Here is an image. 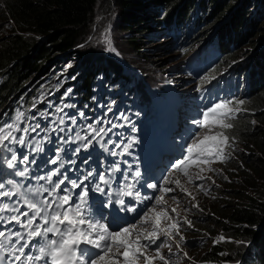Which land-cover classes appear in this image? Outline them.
<instances>
[{"label": "trees", "instance_id": "obj_1", "mask_svg": "<svg viewBox=\"0 0 264 264\" xmlns=\"http://www.w3.org/2000/svg\"><path fill=\"white\" fill-rule=\"evenodd\" d=\"M4 1L2 16L7 11L15 24L13 33L7 34L5 40L0 43V107L7 104L9 111L22 107H27L28 111L29 107L35 105L30 95L39 89L41 74L47 71L51 72L48 85L53 87L56 84L55 75L63 74V78L66 77V70L76 68L78 63L86 68L85 74L75 85L80 105L90 99L100 85L96 80L101 74L99 63L109 65L113 62L115 65L112 67L114 75H107L104 81L106 86L111 84L108 77L112 79L120 74L121 66L110 53L113 49H118L114 47L104 51L95 42L88 43L87 26L96 13L106 18V25L112 23L107 14L114 5L122 28L132 32L126 40V46L129 44L139 56H143V61L147 60L145 55L149 51L145 48L148 45H151V48L156 46V43L147 41L148 36L154 37V32L161 29L156 28V24L163 25L162 32L166 33L168 38H180L188 27H191L190 33L196 37L214 25L208 20H223L228 16L227 12H230V15L225 22L211 31L215 32L219 39L214 48L217 46L215 51L220 53L223 60H238L242 47H247L245 42H249L252 37L249 34L260 21L261 15H264L262 10L253 9L256 4L264 6V0ZM98 6L100 13L97 11ZM214 48L209 47L211 50ZM98 57L100 61L97 60ZM59 58L61 59L56 63L62 65H59V70H53L56 64L47 67L48 62ZM239 66L248 70L249 83L240 98L245 101L247 107L243 109L245 117H242L236 132L243 143L252 144L258 152L248 154L246 158L250 162L245 163L260 181L253 180L251 174H247L243 188L250 187L251 193L242 192L241 199L236 202L229 200L225 207L219 208L223 219H215L213 227L215 230L220 227L223 234L231 239L220 241L205 252L202 256L204 264L205 261L206 264H216L238 260L241 264H264V40L247 61ZM224 71L226 68L221 63L214 72ZM232 73L235 78L239 75V71L234 69ZM102 77L104 78V75ZM228 77L234 80L230 74ZM112 86L114 84L109 88ZM107 92L110 93L109 90ZM26 96L32 102H28ZM251 114L262 126L252 125ZM236 239H240L241 243L235 242Z\"/></svg>", "mask_w": 264, "mask_h": 264}, {"label": "snow or ice", "instance_id": "obj_2", "mask_svg": "<svg viewBox=\"0 0 264 264\" xmlns=\"http://www.w3.org/2000/svg\"><path fill=\"white\" fill-rule=\"evenodd\" d=\"M71 91L72 89H68L67 93H71ZM244 103V100L222 99L207 107L201 113V119L193 120L192 124L202 131L188 130L185 145L181 146L182 158L175 161L170 174L181 171L191 179L190 167L196 166L204 171L203 166H209L208 170L215 171L210 168L214 158L226 161L229 157L225 155V148L230 143V137L223 130L234 127V124L229 123L228 120L234 118L235 114L241 111L234 105H244ZM58 111H62V109H58ZM79 115L83 117L84 113L80 112ZM23 116V113L18 112L15 121H20ZM120 116L127 119L123 117V113ZM60 123H64L63 119L60 120ZM253 123L255 122L253 121ZM87 127L94 133L92 140L111 131L104 127L97 129L92 125ZM112 127L115 128L117 125L113 124ZM119 127H123V125H119ZM13 128L23 133H28L30 130L28 127L20 128L15 123L0 127V147L11 153L10 159L4 160L10 169L14 167V162L18 161V155L5 142L11 141L16 145L26 144L23 137L17 138L12 134ZM215 128L222 129V131H213ZM5 129H9V131H5ZM205 129L207 131H203ZM31 131L35 132L36 127H32ZM76 139L86 141L75 149L76 152H80L81 148L87 149L92 143V140H89L87 136L81 137L77 134ZM134 142L135 137H132L124 145L122 153H129ZM121 143L123 142L121 141ZM115 147L119 148L120 144H116ZM59 151L61 149L58 148L57 152ZM110 155L115 157L118 153L112 151ZM0 159L4 158L0 157ZM59 159L60 157L57 156L56 160L51 163L56 164ZM28 161L29 156L24 155L20 163L26 164ZM119 169L120 165L116 162L108 176L104 172L94 176L93 172L89 171L83 175L82 179H71L66 173L62 174L60 168L57 167L47 177H39V179L46 178L49 182L53 177H62L52 183L50 188L40 185L25 189L22 184L8 181L6 189V184L0 182V224L16 222L24 230L23 232L10 229L0 230V252L10 253L15 261L23 259L24 264H141V261L143 264H156L157 261L162 264H173V261L162 250L167 248L171 253L172 244L175 243L178 250L183 252V256L188 257V253L180 248L181 243L185 240L181 234V226L182 222L186 223L188 227H194V225L187 217L181 219L176 208L171 209V213H175L177 217L175 219L167 207H161L157 211V208L153 206L143 212L137 223L122 226L114 218L111 221V228L109 224L101 223L99 219L94 218L89 205L90 191L105 193L101 184L110 187L113 182L111 173H117ZM8 174L25 177L28 174V168L24 167L21 171ZM140 176L141 173L137 169L131 179L138 183ZM197 178L204 179L205 177L198 175ZM124 179H127L126 175ZM93 180L99 182L92 184L90 189L89 185ZM86 181L89 183H85ZM165 181L169 182V178L165 177ZM173 182L180 185L179 179ZM146 186L161 192V195L155 197L156 205H166L167 202L163 194L175 191L171 187H158L156 183ZM133 187L134 185L131 183L127 185L129 189ZM198 187L203 188V185H198ZM181 191L187 192V189L182 187ZM44 193H47V196L40 199L39 197ZM123 194L133 195L131 191H126ZM187 194L192 195L191 192H187ZM105 195L111 199L110 193H105ZM135 195L137 199H140L139 191ZM13 197H17V199L13 201ZM49 197L51 198L49 199ZM3 198H7L8 202H4ZM146 199L152 198L146 197ZM118 203L124 205L125 201L121 198ZM21 204L28 211H22ZM193 207L199 208V204L197 203ZM126 211L135 212L136 208H126ZM4 213H9V215L6 216ZM11 213L17 214L12 215ZM165 221L167 223H164ZM144 225H150V227ZM177 236L180 237L179 240L176 239ZM226 239L228 238L220 236L218 241H214V244ZM26 249L29 251L26 252ZM0 264H6V258L2 255H0Z\"/></svg>", "mask_w": 264, "mask_h": 264}, {"label": "rangeland", "instance_id": "obj_3", "mask_svg": "<svg viewBox=\"0 0 264 264\" xmlns=\"http://www.w3.org/2000/svg\"><path fill=\"white\" fill-rule=\"evenodd\" d=\"M100 6L102 5L100 4ZM100 6L97 8L99 13ZM4 9L5 1L0 0V43L5 40L7 34L13 33L12 29L15 27V24L7 11H5L4 15L2 16ZM253 9L262 10V14H264L263 4H256L253 6ZM107 15L111 18L108 20L112 21V23L107 25L104 22L106 21V18H103V15H98L96 13V16L93 17L90 25L87 26L88 43L95 42L97 45H99L100 49H103L104 51H106V49L117 47L118 51L113 49L110 54L119 61L120 65L127 68L132 74L123 72L115 75L112 79L108 77L111 84L116 83L118 86L114 88V90L109 94L101 91V88L99 87V90L95 91L91 95V98L89 99L90 108L95 109L97 107L99 111L105 112H108L109 109H111L118 102L125 105H127L129 101L133 102V100L128 97V94H130L132 89L138 87L139 82L136 83V81L139 77V81H141V83L147 82L148 84H151V87L154 88V90L151 88L148 89V93L152 102H166L173 97L190 96V94L193 93L194 86L197 82L201 84V82H205L207 78L212 79L219 74H224L227 73V71L230 72L233 69H237L240 74L238 81L240 84V93H237V95L232 99L240 100L238 96L241 95V87H243V84L246 86V84L249 82L247 81L248 70L242 69L239 64L247 61L249 56H251V53L256 51L258 46L264 40V15H261L260 21H258L253 31L249 34V36H252L250 41L245 42L247 45L246 49L245 46H243L241 49V54L239 55L240 59H231L229 61L223 62L222 56H220L215 67L220 61L222 66L226 68V72L213 73L215 70L214 68V70H212L210 73L208 72L204 77L195 79L191 76V74L185 75L184 73V60L187 57V54L182 55L176 52L178 50V41L171 42V40L167 38L166 35L161 34L160 30H156L154 32L155 36H148L147 39V41L156 43V46L151 48L152 46L148 45L145 48V50L149 51L145 55L147 60L143 61V56H139L129 44L126 46V40L132 35V32L131 30L129 31L122 28L115 5L109 9ZM225 15L226 13L224 16ZM227 15L228 16L225 18L223 17L224 19L222 18L223 20L217 22L213 19L208 20V22H211V24L214 25L209 27L206 31L200 32L196 35V37L189 41V45L191 47L190 52L197 51L200 46H202V49L208 47L214 48L219 39L215 32L211 31L215 30L217 26H220L221 23L225 22L224 20L229 17L230 12H227ZM156 25V28L160 29V24ZM99 58L100 57H98L97 60H99ZM60 59L61 58L58 60L53 59L52 61L48 62L47 67H52ZM193 61V58H191L187 61V63ZM59 65L62 66L61 64L54 65L56 68H53V70H59ZM114 66L115 65L113 62L112 64L109 63V65L107 63H100L99 68L101 70V74L96 77L97 84L104 82L107 75H114L112 69ZM75 67L76 68H71L70 71L66 70L68 75L64 78L63 74H57V76L55 75L54 82H56V84L53 87L48 85L51 79V72L47 71L42 73V77L39 81V89L30 95L35 104V106L31 109L32 112L31 110L30 112H25L27 107H22L17 112H24L23 114L26 120L31 117L32 120L35 121L41 116H45V118L49 120L48 123L53 121L56 122L58 117H61V113L64 114L63 108L67 102L74 99L76 101H74L73 104H75L80 100V98L77 96L78 91L75 90L77 87L74 86L81 76L85 74L86 68H84L79 63L76 64ZM103 75L104 78L102 77ZM29 85L30 84H28V86ZM105 88L108 89L109 87ZM68 89H72L71 93H67ZM27 91L28 90L25 92ZM223 91L224 90H221V92ZM140 93L141 92L138 89H135L131 94L133 96L137 95L140 97ZM25 98L28 102H32L28 96ZM140 99H142V97H140ZM213 103L214 101H210L206 107L211 106ZM236 107H239L241 111L235 114L234 118L228 121L229 123L234 124V127L232 129L223 130L225 131V134L230 137V143L225 148V155H227L229 158L226 161L214 158L210 168L214 169L215 171L208 170L209 166H203L205 168L204 171H201L199 167L195 166L194 169H192L194 173L190 174L191 179H189V176L180 177L173 175L171 178V188H174L175 191L166 193L164 195V199L167 202L166 205L159 206L157 208V211H159L161 207H167L170 213L172 208H176L181 219L187 217L188 220H191L194 227H188L186 223L182 222L181 234L185 237L184 242H186L189 247H195V245L198 243L200 245L191 251H185L188 253V257H184L183 253H181L180 258L175 260L173 264H194V262L195 264H204L202 263V256L205 252H208L211 247L216 245V243L214 244V241H218L220 236L228 238L224 241L231 239L230 236L223 234L224 232L220 227L217 228V230H215L216 228L213 227V221L215 219H223L219 208L225 207L227 201L229 200L236 202L241 199L242 192L251 193L250 187L243 188L245 186L244 182L247 180V174H251L253 180L257 182L260 181L256 177V174H254V172L251 170L250 166L246 165L245 163L250 162V160L246 158L248 154H258V152H256V148H254L252 144L243 143L240 136L236 132L242 117H245L243 109L247 107V105H237ZM4 108L5 107L2 108L3 110H0V119L2 111L9 110V108ZM58 109H62V111H58ZM67 110V107H65V111ZM80 111H85V109H80ZM195 111L198 110L195 109ZM13 114V116H15V110L13 111ZM74 115L75 114L71 113V116ZM63 116L65 118L64 120H68L67 116ZM250 119L254 127L262 126L261 124L257 123L252 114ZM253 121L255 123H253ZM67 123L68 122H66V124ZM63 125L64 123L61 124V127ZM201 131L202 130L199 132ZM203 131L207 130L205 129ZM213 131H222V129L215 128ZM198 175L205 178L199 179L197 178ZM177 179L180 180V185H176L173 182ZM198 185H203V188L198 187ZM182 187L186 188L187 192H191L192 195L189 196L187 192L181 191ZM193 197H195V199H193ZM197 203L199 204V208L193 207V205ZM171 214L174 219L177 218L175 213ZM209 218L210 221H208ZM164 223H167V221ZM216 226H218V224ZM190 237L195 238L196 240H190ZM176 239L179 240L180 237L177 236ZM235 242L241 243L240 239H236ZM206 244L207 247H205ZM162 251L167 255V249H163ZM174 251H177L178 253L180 252L175 243L172 244V252ZM173 259L171 260L173 261ZM238 263L241 264V261H221L220 263L218 262L216 264ZM156 264H162V262L157 261Z\"/></svg>", "mask_w": 264, "mask_h": 264}, {"label": "bare ground", "instance_id": "obj_4", "mask_svg": "<svg viewBox=\"0 0 264 264\" xmlns=\"http://www.w3.org/2000/svg\"><path fill=\"white\" fill-rule=\"evenodd\" d=\"M202 46H200V48H201ZM8 114V113H7Z\"/></svg>", "mask_w": 264, "mask_h": 264}]
</instances>
